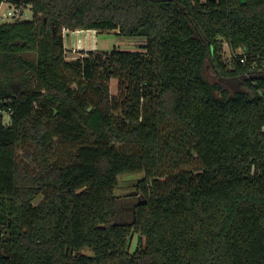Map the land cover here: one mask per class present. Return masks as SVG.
Returning <instances> with one entry per match:
<instances>
[{
    "label": "trees",
    "instance_id": "obj_1",
    "mask_svg": "<svg viewBox=\"0 0 264 264\" xmlns=\"http://www.w3.org/2000/svg\"><path fill=\"white\" fill-rule=\"evenodd\" d=\"M3 1L33 18L0 22V264H264V73L222 56L225 38L264 65V0ZM65 29L144 53L67 59ZM130 172L144 199L115 223Z\"/></svg>",
    "mask_w": 264,
    "mask_h": 264
},
{
    "label": "rangeland",
    "instance_id": "obj_2",
    "mask_svg": "<svg viewBox=\"0 0 264 264\" xmlns=\"http://www.w3.org/2000/svg\"><path fill=\"white\" fill-rule=\"evenodd\" d=\"M25 9V17L24 19L30 20L33 18V11L30 9V6H26ZM8 8V4L3 3L0 6L1 12H6ZM68 29L63 30V34H65ZM71 39H74V36L67 39V45H69ZM93 41L96 42V49L103 51H110L114 48L118 50H126V51H140L144 53V48L142 47L146 43V38L144 36H123L120 35L117 30H104L94 34ZM223 49L222 56L223 59L228 65L232 66L234 57L236 54H240L243 52L241 47L232 51L230 45L228 44L225 38H222ZM85 55L87 52L91 50L82 49ZM81 49L73 50L72 48L66 49V57L67 59H75L77 56L82 55ZM82 55V56H83ZM205 74L207 78L211 81H217L226 86L231 92L236 91H247L248 88L244 83V78H230V77H221L218 75L214 68H212L210 62L207 63ZM263 74V73H262ZM264 75V74H263ZM1 78V75H0ZM125 81H120L119 78L112 77L109 80V85L111 89V93L113 95H118L120 91L125 86ZM23 153L22 151L20 152ZM31 169L38 170L37 163L30 164ZM144 177L143 172H130L124 173L119 176L118 184L115 189V195L117 196V214L115 216V223L120 224H128L132 223L134 219V208L135 205L141 201H143V196L139 191V181ZM44 196L41 195L35 200V204H39L43 200ZM138 233H135L133 238L130 241V249L133 251L134 248L138 245L139 237Z\"/></svg>",
    "mask_w": 264,
    "mask_h": 264
},
{
    "label": "built area",
    "instance_id": "obj_3",
    "mask_svg": "<svg viewBox=\"0 0 264 264\" xmlns=\"http://www.w3.org/2000/svg\"><path fill=\"white\" fill-rule=\"evenodd\" d=\"M3 3L8 4V8H7L6 12H1V9H0V22H7V21H12V20H27V19H24L25 9L27 8L26 6H20L18 4H14L11 2H7V1H3L0 4V6ZM28 6H30V5H28ZM30 9H31V6H30ZM65 34H64V36H65ZM235 57H237L239 59V62L243 66L250 64V70H249L248 75H251V73H264V65H262V67L259 68L257 62H254V61L250 62L248 59V54L246 52L243 51L240 54H236ZM0 112L3 114L4 124L6 126L10 125L11 120H12L11 117H12V113H13L12 108L11 107H9L8 109H1L0 108Z\"/></svg>",
    "mask_w": 264,
    "mask_h": 264
},
{
    "label": "crops",
    "instance_id": "obj_4",
    "mask_svg": "<svg viewBox=\"0 0 264 264\" xmlns=\"http://www.w3.org/2000/svg\"><path fill=\"white\" fill-rule=\"evenodd\" d=\"M97 33L95 29H77L69 30L65 34L64 45L65 48H72L73 50L86 49V50H95L96 42L93 41L94 34ZM74 36V39H71L69 45H67V39ZM80 56V55H79Z\"/></svg>",
    "mask_w": 264,
    "mask_h": 264
},
{
    "label": "water",
    "instance_id": "obj_5",
    "mask_svg": "<svg viewBox=\"0 0 264 264\" xmlns=\"http://www.w3.org/2000/svg\"><path fill=\"white\" fill-rule=\"evenodd\" d=\"M244 1V0H243Z\"/></svg>",
    "mask_w": 264,
    "mask_h": 264
}]
</instances>
